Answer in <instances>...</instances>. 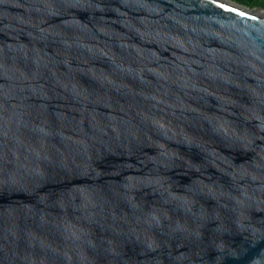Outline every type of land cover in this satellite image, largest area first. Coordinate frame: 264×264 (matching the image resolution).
Returning a JSON list of instances; mask_svg holds the SVG:
<instances>
[{
    "label": "water",
    "instance_id": "1",
    "mask_svg": "<svg viewBox=\"0 0 264 264\" xmlns=\"http://www.w3.org/2000/svg\"><path fill=\"white\" fill-rule=\"evenodd\" d=\"M0 264H264V8L0 0Z\"/></svg>",
    "mask_w": 264,
    "mask_h": 264
},
{
    "label": "trees",
    "instance_id": "2",
    "mask_svg": "<svg viewBox=\"0 0 264 264\" xmlns=\"http://www.w3.org/2000/svg\"><path fill=\"white\" fill-rule=\"evenodd\" d=\"M234 2H237L241 5L247 6V7H261L264 8V0H232Z\"/></svg>",
    "mask_w": 264,
    "mask_h": 264
},
{
    "label": "rangeland",
    "instance_id": "3",
    "mask_svg": "<svg viewBox=\"0 0 264 264\" xmlns=\"http://www.w3.org/2000/svg\"><path fill=\"white\" fill-rule=\"evenodd\" d=\"M256 13H262V10L260 8H255Z\"/></svg>",
    "mask_w": 264,
    "mask_h": 264
},
{
    "label": "bare ground",
    "instance_id": "4",
    "mask_svg": "<svg viewBox=\"0 0 264 264\" xmlns=\"http://www.w3.org/2000/svg\"><path fill=\"white\" fill-rule=\"evenodd\" d=\"M258 14V13H257Z\"/></svg>",
    "mask_w": 264,
    "mask_h": 264
}]
</instances>
